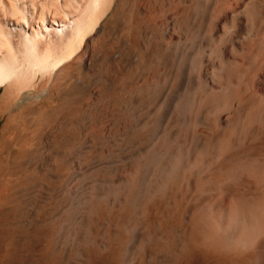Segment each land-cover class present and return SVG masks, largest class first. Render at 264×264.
I'll return each instance as SVG.
<instances>
[{
  "label": "bare ground",
  "instance_id": "bare-ground-1",
  "mask_svg": "<svg viewBox=\"0 0 264 264\" xmlns=\"http://www.w3.org/2000/svg\"><path fill=\"white\" fill-rule=\"evenodd\" d=\"M0 264H264V0H0Z\"/></svg>",
  "mask_w": 264,
  "mask_h": 264
},
{
  "label": "rangeland",
  "instance_id": "rangeland-1",
  "mask_svg": "<svg viewBox=\"0 0 264 264\" xmlns=\"http://www.w3.org/2000/svg\"><path fill=\"white\" fill-rule=\"evenodd\" d=\"M3 124V120L0 118V127L2 126Z\"/></svg>",
  "mask_w": 264,
  "mask_h": 264
}]
</instances>
